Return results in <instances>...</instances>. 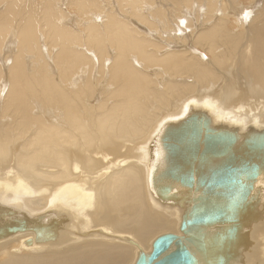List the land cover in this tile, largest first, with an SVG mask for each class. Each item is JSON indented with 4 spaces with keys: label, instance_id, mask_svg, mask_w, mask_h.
I'll return each mask as SVG.
<instances>
[{
    "label": "bare ground",
    "instance_id": "1",
    "mask_svg": "<svg viewBox=\"0 0 264 264\" xmlns=\"http://www.w3.org/2000/svg\"><path fill=\"white\" fill-rule=\"evenodd\" d=\"M192 114L264 137V0H0V210L31 225L0 264H135L182 235L187 191L161 200L150 168ZM258 184L237 264H264Z\"/></svg>",
    "mask_w": 264,
    "mask_h": 264
},
{
    "label": "water",
    "instance_id": "2",
    "mask_svg": "<svg viewBox=\"0 0 264 264\" xmlns=\"http://www.w3.org/2000/svg\"><path fill=\"white\" fill-rule=\"evenodd\" d=\"M184 120L156 137L150 168L161 200L187 191L192 206L182 219L183 234L158 236L135 264H237L240 230L264 181V137L237 144L234 130L214 128L201 114ZM30 226L21 215L0 210V237Z\"/></svg>",
    "mask_w": 264,
    "mask_h": 264
},
{
    "label": "rangeland",
    "instance_id": "3",
    "mask_svg": "<svg viewBox=\"0 0 264 264\" xmlns=\"http://www.w3.org/2000/svg\"><path fill=\"white\" fill-rule=\"evenodd\" d=\"M134 164H136L137 165V163H134ZM138 166V165H137ZM143 188H144V184H143ZM144 191H145V188H144ZM145 194V193H144ZM145 200H146V197H145ZM147 203V202H146ZM166 227V226H165ZM166 228H170L171 229V227H166ZM175 230V229H174ZM171 230H167V229H160V227L158 226V228L155 230V232L153 233L154 235L153 236H155L156 234H159V233H164V232H170ZM158 232V233H157ZM153 240V239H152ZM13 241V243L12 244H10V245H14V246H19V243H17V242H20L18 239H16V240H12ZM14 241H17V242H14ZM8 243H10L9 241H8ZM92 243V242H91ZM4 244H7V242L6 243H4ZM93 244H96V243H94L93 242ZM4 246V245H3ZM1 247V246H0ZM73 248H76V247H79V246H76V247H74V246H72ZM70 249V248H69ZM69 249H66V250H63V251H68ZM15 253H32V254H36V252H31V251H29V250H25V249H21L20 250V252H15ZM44 253H50V252H48V251H46V252H38L36 255H38V254H44ZM68 253V252H67ZM65 254V253H64ZM129 255V254H128ZM127 255V256H128ZM129 257V256H128ZM127 257V258H128ZM122 264V263H121Z\"/></svg>",
    "mask_w": 264,
    "mask_h": 264
}]
</instances>
